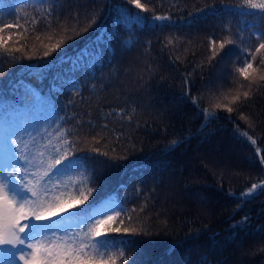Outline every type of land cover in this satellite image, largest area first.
I'll list each match as a JSON object with an SVG mask.
<instances>
[{"label": "trees", "instance_id": "obj_1", "mask_svg": "<svg viewBox=\"0 0 264 264\" xmlns=\"http://www.w3.org/2000/svg\"><path fill=\"white\" fill-rule=\"evenodd\" d=\"M30 1L21 4L19 0H0L4 23L28 19L25 27L31 28L32 16L39 17L41 13ZM72 3L85 10L95 9L100 18L92 29L65 45L68 55L86 45L91 47L101 27L112 29L118 9L139 11L126 0ZM240 3L241 0H148L155 14L170 17L169 21L150 23L166 26L142 30L136 37L139 42L130 50L113 39L114 56L104 49V42H99L98 48L104 49L103 71L95 72V79L85 72L75 73L77 79L83 80L81 95L65 94L58 100L62 104H67L69 98L74 101L61 115L91 119L95 126L107 123L109 132L123 133L119 143L112 139L100 144L82 141L79 147L85 151L77 154L96 157L87 152L90 147L110 155L113 147L117 152H126L127 158L117 161L116 166L107 170L96 167L97 192L89 203L112 194L130 210L138 209L147 198L146 214L141 216L152 234L134 237L143 250L142 264H198L201 259L206 264H264V189H257L250 197L241 196L251 185L264 181V165L260 163L264 157V84L254 91L251 100L232 105L237 111L228 113L213 107L217 102L227 104L224 96L234 95L241 82L245 87L240 91L246 90L247 82L235 72L243 59L240 47L254 49L258 41L253 33L264 32V16L239 15ZM152 14L142 13L149 17ZM36 29L37 34L46 31L43 18ZM18 31L21 29H5V38L13 34L9 45L18 39L14 34ZM118 31L126 40L123 30ZM27 35V43L40 52L41 43L49 42L44 36L36 40L31 31ZM168 37L175 38L171 46H166ZM226 37L237 44L221 51L219 42ZM213 40L219 53L214 59ZM58 55L54 53L48 59L55 62ZM41 63L23 60L12 66L5 61L2 67L8 75L4 80L9 76L23 78L46 93L51 73L39 84L27 75V65L35 70ZM59 70L73 75L69 65ZM188 88L199 107L185 94ZM9 100L18 101L19 97L9 96ZM202 109L215 111L218 118L206 121ZM240 113L249 118L251 127L239 118ZM84 131L89 129L85 127ZM243 131L256 140V145L240 134ZM173 140L179 143L170 149ZM257 147L261 149L259 156ZM134 189L139 190V196ZM245 217L247 221L241 227ZM117 226L123 229L128 222L113 225ZM132 256L135 259L136 253Z\"/></svg>", "mask_w": 264, "mask_h": 264}, {"label": "snow or ice", "instance_id": "obj_2", "mask_svg": "<svg viewBox=\"0 0 264 264\" xmlns=\"http://www.w3.org/2000/svg\"><path fill=\"white\" fill-rule=\"evenodd\" d=\"M126 2L139 11L118 9L113 28L101 27L91 47L86 45L72 55L67 54L65 45L96 25L100 13L95 9L85 10L73 4L72 0H33L34 10L41 16H32L31 28L25 27L28 19L23 23L20 20L4 23L0 17V264H129L130 260L132 264H142L143 250L134 237L152 234L141 216V213L146 214L147 198L138 209L130 210H126L123 202L112 194L89 203V198L97 192L96 167L110 169L116 166L117 161L127 158L126 152H117L113 147L110 155L96 147L87 149L96 157H107L106 160L77 154L85 151L79 147L82 141L100 144L102 140L112 139L119 143L123 133L109 132L107 123L95 126L91 119L84 121L77 115H61L65 108L73 105L71 98L67 104L58 103L65 94L81 95L83 80L77 79L75 73L85 72L95 79V72L103 71L104 49L113 56L115 53L113 39L130 50L139 42L136 38L139 32L166 26L150 21L170 20L167 15L155 14L148 6V0L144 3L141 0ZM150 11L153 12L150 17L142 15ZM237 13L264 16V0H241ZM41 18L46 31L37 34L36 25ZM6 28L21 29L14 33L18 39L12 45L8 41L13 34L5 38ZM120 29L126 40L120 36ZM29 31L36 40L44 36L49 41L41 43L42 52L27 43ZM253 35L258 41L254 49L237 45L243 59L236 65L235 72L247 82L246 90L240 91L245 87L241 82L234 95L224 96L228 103L217 102L213 105L215 109L228 113L237 111L232 105L251 100L254 91L264 84V32ZM21 39L25 41L23 44ZM174 39L166 38V46L173 45ZM99 42H104V49L98 48ZM216 44L213 40L212 59L219 55L215 51ZM236 44L235 39L226 37L219 42V49L223 51L226 46ZM54 53H59L54 58L55 62L48 59ZM33 59L43 63L35 70H32V65L26 66L29 80L35 79L39 84L48 80L51 73L46 93L23 78L9 76L7 81L4 80L8 75L2 67L5 61L15 66L23 60ZM63 65L70 66L72 76L59 70ZM185 94L199 107L197 99L190 95V88ZM9 96H18L19 100L10 101ZM202 111L206 121L218 118L215 111ZM239 118L252 126L243 113ZM127 119L131 120V117ZM53 124L55 128H51ZM85 127L89 132L84 131ZM240 134L256 145V140L247 131ZM178 143L177 140L171 141L169 148H175ZM256 153L260 155L259 147ZM260 163L264 165V157ZM257 189H264V181L251 185L241 196L250 197ZM134 191L139 196V190ZM125 220L128 226L123 229L113 227L117 223L124 225ZM246 221L247 217L243 218L241 227ZM163 223L166 227L167 222ZM121 232L123 234L118 237L110 235ZM133 252L136 253L135 259ZM198 264H206V260L201 259Z\"/></svg>", "mask_w": 264, "mask_h": 264}, {"label": "rangeland", "instance_id": "obj_3", "mask_svg": "<svg viewBox=\"0 0 264 264\" xmlns=\"http://www.w3.org/2000/svg\"><path fill=\"white\" fill-rule=\"evenodd\" d=\"M22 1H23L22 4L31 2L30 0H22Z\"/></svg>", "mask_w": 264, "mask_h": 264}]
</instances>
